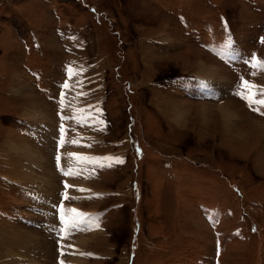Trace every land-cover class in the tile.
Returning <instances> with one entry per match:
<instances>
[{"label": "rangeland", "instance_id": "obj_1", "mask_svg": "<svg viewBox=\"0 0 264 264\" xmlns=\"http://www.w3.org/2000/svg\"><path fill=\"white\" fill-rule=\"evenodd\" d=\"M262 38L264 0H0V264H264Z\"/></svg>", "mask_w": 264, "mask_h": 264}, {"label": "bare ground", "instance_id": "obj_2", "mask_svg": "<svg viewBox=\"0 0 264 264\" xmlns=\"http://www.w3.org/2000/svg\"><path fill=\"white\" fill-rule=\"evenodd\" d=\"M210 59V57H208ZM213 65L210 62H205V61H200L201 64L198 65V72H200V74L208 76L210 78H214V75L216 74H221L220 73V68H219V63L217 64L214 60H213ZM198 64V63H197ZM216 64V65H215ZM221 77H224V75L222 74ZM226 79V78H225ZM221 108V107H220ZM205 110V109H204ZM179 111V110H178ZM238 109L235 106H231V104H226V106L222 107V112L221 114H223L226 119L224 121V126L225 129L227 131L233 129V125L230 123L231 118H234L237 114ZM28 116H31V118H37L39 112L34 109H31L30 111H28ZM181 112V111H179ZM187 113V112H186ZM180 115V114H179ZM40 116V115H39ZM206 116V115H205ZM177 117V116H176ZM203 120H206V118H203ZM204 122V121H203ZM238 134H241L240 132H238ZM16 137V136H15ZM234 140V139H233ZM14 142V140H12ZM14 145L15 142L13 143ZM28 147V146H27ZM29 151V150H28ZM68 210V208H67Z\"/></svg>", "mask_w": 264, "mask_h": 264}, {"label": "snow or ice", "instance_id": "obj_3", "mask_svg": "<svg viewBox=\"0 0 264 264\" xmlns=\"http://www.w3.org/2000/svg\"><path fill=\"white\" fill-rule=\"evenodd\" d=\"M262 39H264V38H262ZM246 83H247V82H246ZM63 87H68V85L65 84V85H63ZM257 102L260 103V104H264V100H259V101H257ZM66 118H68V117H66ZM64 131H65V130H64V128L62 127V128H61V133L63 134ZM60 143H61V144L64 143L63 136L61 137V141H60ZM68 155H73V154H68ZM60 159H61L60 155H57V156H56V160H57V162H59ZM62 171H65V174H68V171H70V169H69V170H64V169H62ZM61 207H62V205H61ZM72 211H75V209H73ZM79 216L82 217V216H84V214H83V213H79ZM61 219L63 220L64 217L61 216ZM78 223H79L78 219H77V218H73V221H72L73 226H78Z\"/></svg>", "mask_w": 264, "mask_h": 264}]
</instances>
